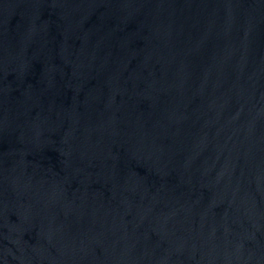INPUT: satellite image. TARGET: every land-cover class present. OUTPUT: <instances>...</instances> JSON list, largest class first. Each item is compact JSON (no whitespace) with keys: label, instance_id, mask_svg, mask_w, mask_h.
I'll return each instance as SVG.
<instances>
[{"label":"water","instance_id":"water-1","mask_svg":"<svg viewBox=\"0 0 264 264\" xmlns=\"http://www.w3.org/2000/svg\"><path fill=\"white\" fill-rule=\"evenodd\" d=\"M178 174L211 264H264V0H136Z\"/></svg>","mask_w":264,"mask_h":264}]
</instances>
